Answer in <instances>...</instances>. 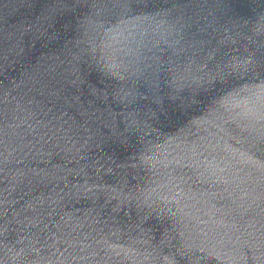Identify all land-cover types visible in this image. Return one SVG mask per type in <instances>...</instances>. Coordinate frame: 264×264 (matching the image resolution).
Listing matches in <instances>:
<instances>
[{"label": "water", "instance_id": "obj_1", "mask_svg": "<svg viewBox=\"0 0 264 264\" xmlns=\"http://www.w3.org/2000/svg\"><path fill=\"white\" fill-rule=\"evenodd\" d=\"M0 264H264V0H0Z\"/></svg>", "mask_w": 264, "mask_h": 264}]
</instances>
